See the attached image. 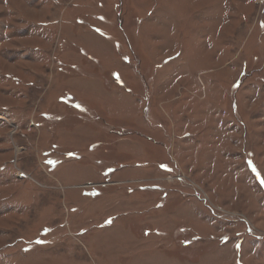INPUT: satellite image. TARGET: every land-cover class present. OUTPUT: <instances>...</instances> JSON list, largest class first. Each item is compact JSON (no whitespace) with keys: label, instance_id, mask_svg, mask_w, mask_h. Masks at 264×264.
I'll return each instance as SVG.
<instances>
[{"label":"rangeland","instance_id":"1","mask_svg":"<svg viewBox=\"0 0 264 264\" xmlns=\"http://www.w3.org/2000/svg\"><path fill=\"white\" fill-rule=\"evenodd\" d=\"M0 264H264V0H0Z\"/></svg>","mask_w":264,"mask_h":264}]
</instances>
